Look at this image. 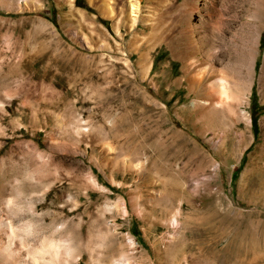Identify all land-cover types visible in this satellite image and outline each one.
<instances>
[{"label": "rangeland", "instance_id": "obj_1", "mask_svg": "<svg viewBox=\"0 0 264 264\" xmlns=\"http://www.w3.org/2000/svg\"><path fill=\"white\" fill-rule=\"evenodd\" d=\"M107 1L0 0V235L264 264V0ZM212 80L237 100L205 106Z\"/></svg>", "mask_w": 264, "mask_h": 264}, {"label": "bare ground", "instance_id": "obj_2", "mask_svg": "<svg viewBox=\"0 0 264 264\" xmlns=\"http://www.w3.org/2000/svg\"><path fill=\"white\" fill-rule=\"evenodd\" d=\"M103 2L104 9L110 12L108 1L103 0ZM131 6L133 7L132 3H130V7ZM193 66L194 60L190 58L189 67ZM200 70L202 69H199L198 67H193L194 73L198 74L200 73ZM194 75H192V77ZM224 83L220 82L219 80H212L208 84L207 94L209 96V100L204 101L205 106L210 104V102L219 104L223 102L227 103V101L229 103L230 100L235 101L237 94L233 95L230 88L227 86L226 83ZM6 227L8 228V231L6 229V231L3 232L4 234L0 235V264H57L56 258L58 256V249L56 250V247L54 248L55 245H47L38 249H33L28 252L23 245L17 246L15 245V243H13L14 241L11 232V223L7 222Z\"/></svg>", "mask_w": 264, "mask_h": 264}, {"label": "trees", "instance_id": "obj_3", "mask_svg": "<svg viewBox=\"0 0 264 264\" xmlns=\"http://www.w3.org/2000/svg\"><path fill=\"white\" fill-rule=\"evenodd\" d=\"M251 123H252V125H254V123H255V119H254V117H252V119H251Z\"/></svg>", "mask_w": 264, "mask_h": 264}]
</instances>
